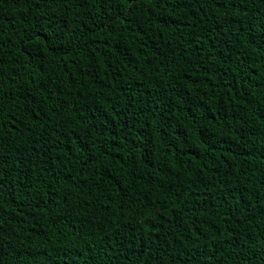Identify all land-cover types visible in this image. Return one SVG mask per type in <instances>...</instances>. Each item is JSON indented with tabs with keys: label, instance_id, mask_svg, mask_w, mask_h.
<instances>
[{
	"label": "trees",
	"instance_id": "16d2710c",
	"mask_svg": "<svg viewBox=\"0 0 264 264\" xmlns=\"http://www.w3.org/2000/svg\"><path fill=\"white\" fill-rule=\"evenodd\" d=\"M0 264H264V0H0Z\"/></svg>",
	"mask_w": 264,
	"mask_h": 264
}]
</instances>
